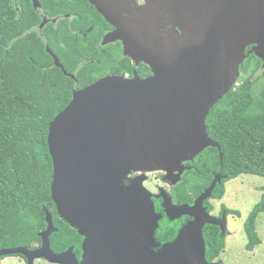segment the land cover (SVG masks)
Segmentation results:
<instances>
[{
	"label": "water",
	"instance_id": "water-1",
	"mask_svg": "<svg viewBox=\"0 0 264 264\" xmlns=\"http://www.w3.org/2000/svg\"><path fill=\"white\" fill-rule=\"evenodd\" d=\"M144 1L131 7L130 0H90L116 28L102 44L121 40L124 54L147 64L150 75L103 76L74 91L49 123L51 198L59 217L83 237L81 262L72 247L52 251L55 229L47 211L38 250L19 246L1 249L0 256L22 254L30 263L45 257L63 264H213L205 258L203 228L219 225L224 235L226 220L211 216L203 202L226 176L215 174L193 205L165 198L169 217L193 219L158 252L151 247L158 245L154 233L160 216L143 185L147 175L127 176L164 171L167 179L179 181L189 168L184 163L208 147L220 150L207 134L206 119L237 84L249 55L264 65V0ZM45 22L44 17L40 27Z\"/></svg>",
	"mask_w": 264,
	"mask_h": 264
},
{
	"label": "trees",
	"instance_id": "trees-1",
	"mask_svg": "<svg viewBox=\"0 0 264 264\" xmlns=\"http://www.w3.org/2000/svg\"><path fill=\"white\" fill-rule=\"evenodd\" d=\"M41 5L48 16L66 12L74 17L39 27L41 17L29 3L21 0L16 7L10 0H0L1 249L32 247L39 242L46 211L53 213L59 224V231L51 236L52 247L65 250L78 246L80 235L58 218L51 198L49 123L69 104L74 91L105 74L132 72L129 60L120 55L119 45L100 46L102 27L108 23L100 16L99 20L87 16V2L77 7L41 0ZM91 25L94 28L86 36L77 32ZM48 48L59 65H55ZM137 70L138 78L150 74L147 65ZM240 71L237 84L213 106L206 119L207 134L219 143L220 150L208 147L189 162L192 168L173 192L181 203H190L208 188L215 174L226 178L214 188L213 199L224 196L227 180L243 174L264 178V65L252 54L240 65ZM262 212L264 193L244 223L249 251L261 243L256 219ZM175 233V225H161L157 237L167 240ZM203 237L208 259L224 251L225 237L217 226L206 225Z\"/></svg>",
	"mask_w": 264,
	"mask_h": 264
},
{
	"label": "flooded vegetation",
	"instance_id": "flooded-vegetation-1",
	"mask_svg": "<svg viewBox=\"0 0 264 264\" xmlns=\"http://www.w3.org/2000/svg\"><path fill=\"white\" fill-rule=\"evenodd\" d=\"M10 1H11V3L14 6L17 7L18 6V3L21 0H10ZM23 1L29 3L30 6L33 7L36 10V12L38 13V15L41 17V23L44 21V17L46 18V22L44 23V25H46V24H48L50 22L57 23V21H59L60 19L72 20L73 17H74L71 13H66V12H62V13L60 12V13H58V14H56V15H54V16L51 17V16H48V14L45 13V11H44V9H43V7L41 5V0H23ZM53 1L55 2V5H57V6H61L63 4H69L71 6H77V7L80 5V2L85 1V2H87L90 5V8L89 9L88 8L85 9L86 11H88L87 16H92L93 18H95L97 20H99V16H100V18L103 21H106L108 23L106 26H103L102 27L104 29V31H103L102 38H101V41H100V46L103 48V47L109 46V45H114V46L119 45L120 46V55L122 57L127 58L129 60L131 66H132V72L131 73L125 72L123 75H121V74H105V75H102L101 77L107 76V75L123 76V77H126V78H133V77H139L140 76L138 74V70L137 69L142 68L143 65H147V64H145L142 61L137 62L132 57H130L128 55H125L124 54V50H123V43H122L121 40H115V41L108 42L106 44H102V41L105 38V36L107 34L113 32L114 30H116V28L109 23V21L98 11L97 7L94 4H92L90 2V0H53ZM109 1H112V3L113 2H115V3H120L121 2V0H109ZM130 3H131L130 4L131 7H134V6H142L145 3V1L144 0H130ZM123 4H126V0H124ZM123 4H119V5H123ZM55 10L57 11L59 9L55 8ZM93 28H94V26L91 25L89 28H87L85 30H78L77 32L78 33H81L83 36H86L88 33H90L93 30ZM248 48H250V47H248ZM150 73H151V71H150ZM240 76H241V71H240ZM192 161H190V162H192ZM183 165L186 166V167H189V168L183 170V173H182L179 181H175L176 178L174 176H171L170 179H167L166 178L167 177L166 176V173L164 171H158V172H156V174L154 175V178L156 180H159V182H162L165 185V187L161 186L158 183L152 184L151 183V178L148 175H147V179L143 181V185L144 184H147V185L149 184L148 189L147 188L146 189L152 195L151 196V200L153 202L154 211L157 214H159V216H160V218L158 219V227L156 228L155 233H154V236H155L154 243H156L158 245H155V246H152L151 247V250L154 251V252H158L162 248L163 245L172 242L173 239H174V237L176 236L178 230L183 225H185L187 222H189V221H191L193 219V217L190 216V215H181V216H178V217H172L171 218V217H169L165 213V209H164V203H165V198L166 197L168 199H170V202H172L175 205H181V204L193 205L194 204V201L198 197V196L193 197L192 198V201L190 203L189 202H183V203H181L180 201H178V199L174 198V196H173L174 189L181 182V180H182L183 175L185 174V172L188 171V170H190L192 168L191 165H189V162H186ZM139 173H141V172H131L127 176V179L133 178L134 176H136ZM212 199L213 198L210 197L209 199L205 200L203 202V206L206 208V211L211 216H213L214 218L221 219L222 216L224 215L225 216V220H226V227H227V215L229 213H227V210L225 208H221L219 210V212L217 214H215L214 213V207H213V205L210 202V200H212ZM49 213H50V215L52 217V224H53L54 229H55L51 233V235H50V247H51L52 251L55 254H61V253L65 252V251H67L68 248L72 247V253H73V255L75 256V258H76V260L78 262H81V260H82V254H83V250H82L83 237L82 236H80L81 239H80V242H79L78 246L70 245L65 250H59V249H55V248L52 247L51 236H52V234L54 232L57 233L59 231V224H57V222H55L56 220H54L55 218L53 217V213H51V212H49ZM56 214L58 215L57 210H56ZM58 218L61 219V217H59V215H58ZM44 221H45V227L40 232L44 231L47 228L46 217H44ZM161 225H163V226H165V225H175L176 226V233H175V235L173 237H170L167 240H161V239H159L157 236H158V232H159V229H160ZM206 225H208V224H206ZM212 225H215V224H212ZM215 226L218 227V229L220 231V235H221L220 226L219 225H215ZM203 231H204V228H203ZM227 233H228V231H227V228H226L225 229V234L224 235H221V236L222 237H225ZM39 238H40V241L37 242V243H35L34 246H32V247L24 246V247H26L29 251H36V250H38L41 247V245H42V238H41V236ZM0 250H1V248H0ZM221 253L218 254L213 259H208V257L206 255H205V258L208 261V263H213V264H230L229 260H227V259H226L227 262L226 263L224 262L225 258H224V256ZM36 262H40V263L41 262H44L46 264H63L62 262H51V261L47 260L45 257H35V258H33L32 262L30 263L29 260H28V258L25 257L22 254H9V255H2V256H0V264H36Z\"/></svg>",
	"mask_w": 264,
	"mask_h": 264
},
{
	"label": "rangeland",
	"instance_id": "rangeland-1",
	"mask_svg": "<svg viewBox=\"0 0 264 264\" xmlns=\"http://www.w3.org/2000/svg\"><path fill=\"white\" fill-rule=\"evenodd\" d=\"M137 172L150 176L152 184L158 183L165 187L162 182L154 178L158 171L138 170ZM144 186L148 189L149 184H144ZM224 187L225 192L221 199L210 200L215 214L221 208L238 212L227 215L226 228L228 233L225 236V249L221 253L225 258L224 262L226 263L229 260L230 264H264V212L260 213L256 219V232L261 243L252 251L246 249L248 241L244 231L247 216L261 200L264 193V178L257 175L243 174L227 180ZM36 264L46 263L36 262Z\"/></svg>",
	"mask_w": 264,
	"mask_h": 264
},
{
	"label": "bare ground",
	"instance_id": "bare-ground-1",
	"mask_svg": "<svg viewBox=\"0 0 264 264\" xmlns=\"http://www.w3.org/2000/svg\"><path fill=\"white\" fill-rule=\"evenodd\" d=\"M156 3L159 5L158 2H156ZM167 18H168V20H169L172 24H175V25L178 24L176 21H174V20L171 18V16L167 15Z\"/></svg>",
	"mask_w": 264,
	"mask_h": 264
}]
</instances>
